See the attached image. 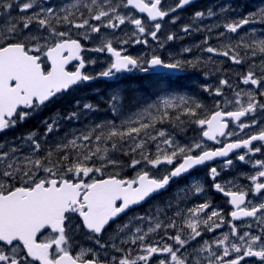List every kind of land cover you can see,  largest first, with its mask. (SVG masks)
<instances>
[{"label":"snow or ice","instance_id":"obj_1","mask_svg":"<svg viewBox=\"0 0 264 264\" xmlns=\"http://www.w3.org/2000/svg\"><path fill=\"white\" fill-rule=\"evenodd\" d=\"M191 2L178 0L175 6L164 9L160 7L162 0H75L56 6L51 0L0 2V17L5 18L3 27H0V132L27 118L30 113L24 109L35 111L70 87L95 78L81 71L85 68L81 57L83 49L79 40L72 38L73 30L83 29L82 35L86 39L93 33L99 34L94 51L107 52L114 57L107 70L99 73L100 77L107 78L132 69L144 73L150 69L176 72L184 64L193 63L180 59L165 60L156 54L144 59L122 55L109 38L127 21L134 25L131 33L136 37L134 43L147 45L149 36L159 43L157 34L162 24L157 21ZM124 7L146 14L147 19L155 23L151 28L146 27L142 18L122 13ZM13 8L19 15L9 19ZM215 15L211 8L206 13L196 12L194 22ZM176 19L173 17L172 22L175 23ZM246 25L264 28V9L217 21L215 27L223 29L216 33L217 39L223 38L225 33L232 35L222 42L221 47L211 46L208 44L211 37H206V46L202 49L212 55L227 57L234 64L248 66L239 79L241 84L251 88L234 89L232 99L225 97L221 88H216L213 94L224 97L215 102L216 110L207 118L192 121L201 129L206 126L202 138L222 144V147L207 148L203 140L180 145L163 129L156 130L155 134L149 131L166 118L174 117L179 121L180 115L197 117V110L202 107L184 96H164L159 103L119 124L105 122L81 130L71 139L55 143L53 148L42 150L36 134L30 133L24 139L30 145L31 154L18 155L23 151L19 145L0 151V264H241L242 261L247 264L248 257L258 258L264 264V159L246 160V156H255L264 149V31L251 28L241 33ZM205 27L208 32L213 31L212 27ZM102 29L111 30V33L106 34ZM193 30L198 31L199 27L189 24L181 29L184 33ZM176 38L172 33L166 37L168 41ZM128 42L127 38L120 40L121 44ZM183 51L189 53L192 49ZM207 59L210 60L211 56ZM74 60L80 62L78 69L66 70ZM45 61L50 65L48 70L43 67ZM220 84L232 87L227 79H221ZM157 87L167 91L168 84L161 81ZM109 102L113 113L124 115L121 112V92L110 96ZM232 104L236 106L235 110H224ZM80 109L99 110L92 103H85ZM169 110L173 111L170 113ZM153 111L156 115H152ZM177 112L180 115H176ZM78 116L79 112L73 111L65 119L76 120ZM247 116L251 119L241 122ZM229 121L234 122L238 131L226 133ZM257 124L260 127L256 131L231 141L233 135H239L247 128H256ZM58 129L57 120L46 121L43 135L48 136ZM221 137L228 142H222ZM237 149L246 151L236 158L256 169L247 177L252 188L245 186L233 191L221 183H214L215 190L230 197L234 210L229 213L227 231L211 241L204 240L199 247L192 243L203 235L201 225L208 232H216L225 226V217L219 209L208 212L211 207L208 202L187 208L175 207L170 213L157 207L147 216L129 217L125 222H119L130 208L166 190L174 179L215 158L228 157ZM110 152L131 155L129 166L140 165L142 170L132 179L119 174L96 178L105 177V169L109 166L120 164L118 159L109 155ZM224 163L231 165L232 160ZM162 165L175 166L168 167L163 175L151 173L150 169H159ZM209 171L215 181L219 175L217 168L211 167ZM226 183L232 184L231 181ZM190 189L193 195L204 191L196 184L190 185ZM249 191L259 199L249 198ZM165 207L173 205L168 202ZM203 213L207 216L203 217ZM160 214L166 219H161ZM177 217L182 218L181 222L178 223ZM77 219L79 223H75ZM235 221L244 223L237 225ZM109 226L116 236L121 237L119 244L128 246L101 241ZM46 229L51 235L38 239ZM80 229L100 248L107 250L111 247L120 255L102 259L92 248H81L74 253L71 240ZM170 229L174 231L169 233ZM154 233L163 235L160 239L155 236L149 239Z\"/></svg>","mask_w":264,"mask_h":264},{"label":"rangeland","instance_id":"obj_2","mask_svg":"<svg viewBox=\"0 0 264 264\" xmlns=\"http://www.w3.org/2000/svg\"><path fill=\"white\" fill-rule=\"evenodd\" d=\"M51 2L56 6V5H66L68 3L75 2V1L74 0H51ZM211 2H212V0L210 1V3ZM230 6H231V4L228 3L226 8H220V9H224V11H226V13L233 14L234 11H230ZM260 9H264V5L263 6H259L257 11H259ZM251 28H257L258 31H264V29H261L262 27H260L259 25H252V26L250 25L248 27L242 28L241 33L245 32L246 29H251ZM133 29H132V31H133ZM205 38H206L205 36L204 37L197 36L195 38V42H193V43H194V46H196V49H197L196 53L197 54L194 55L193 60L191 59V61L193 62V63H190L191 66H188L187 68H191V67L192 68H196V65L200 66L199 59H201L203 56L201 54H199L200 51H201L199 46L201 45L200 44L201 42H204ZM154 44H152L151 49H154L155 51H160V48H159L160 46L158 44H156V43H154ZM97 45H98V43H97ZM128 46H129L130 49H132V48H134L136 46L137 54H139V56L142 59L147 58L150 55L149 50H147V47H143V48L140 47V49H139L137 47V45H135V44H130ZM188 46L190 47L189 44H188ZM180 55H181V53H180ZM98 61H100V60H98ZM98 61H93V63H97ZM101 62H103V65H104V63L106 61L102 60ZM102 67H104V66H102ZM208 68L210 70V73L207 75V77H208V79L210 81L209 88L211 89L212 95H214L213 92H214V90L216 88H221L223 93H224V96L228 97L229 99H232L233 98V90L234 89H247V88H251L252 87L250 85L245 86V85L241 84L240 83V79H239L240 75L245 73L248 70L247 64L237 65V64L232 63L227 57L221 56V58H216L214 56H211V59L209 60ZM211 72L214 75L211 74ZM221 79H227L229 84L232 85V87L229 88V87H226L224 85H221L220 84V80ZM155 81H156L155 85H153V83H151V82L150 83H145L146 84V91H144L140 95L143 96V101L142 102H146V103L148 102V104H145V103L142 104L143 106L136 113L143 112L150 105H154L156 103H159L161 98L164 97V96H177V93L175 91H170V90L169 91H163V90L159 89L157 87V85L161 82V80H155ZM155 86H156V88H155ZM158 91H161V94L157 93ZM189 96H191V95H189ZM136 98H137V95H134L132 97V99H130V104L134 103ZM185 98H187V97H185ZM223 98L224 97H218V96L214 95V97L212 98V100L210 102L211 109L213 111H215V109H216L215 102L217 100H223ZM235 108H236V106L234 104H232V105H229V107L226 108L225 111L235 110ZM136 113L133 116H135ZM202 113H198L196 118H206V114L204 115V113L203 114ZM36 114H37V111H33L32 113H30V115L27 116V118L31 117V116H35ZM152 115H154L153 112H152ZM259 116H260V113L257 112V117H259ZM190 118L191 117H188L189 121H191ZM250 119H251V116H249L248 120H250ZM23 121H18L19 124L16 123L15 126H14V130L18 131V134H19L20 130L23 128V123H22ZM57 121H59V129H61V126H63V125L66 128H69L68 123L64 122L63 120H57ZM105 122H108V121H105ZM110 122H112V121H110ZM115 123L118 124V122H115ZM102 124H104V122H102V120H101L99 125H102ZM180 124H182V123H180ZM180 124L178 125L177 131L175 133L171 134L172 137H175V135H176V133L178 131L184 133L185 131H190V130L194 129V131H197L196 135H194V137H197L198 139L190 140V138H189V139L184 140V141L183 140H181V141L179 140L177 143H179L180 145H188V144L192 143L193 141H201V140H203L204 146L208 147L206 142L204 141V139L201 137L202 136V131H204L205 128L204 129L200 128V130H201V132H200V130H198L199 128L197 126H195L196 127L195 128L193 126H191V127L190 126H186V125H188L186 123H183V125H180ZM259 127H260V124H257L256 128H253V130L256 131ZM11 128H13V127H11ZM69 129H70V131H69L70 133L69 134H66V131H64L62 133H59L57 131V132H54V133H52V134H50L48 136H44L43 135L45 133V131L44 132H40V133H36L35 132V134H36V138H38L40 140L42 147H43V145H47L48 147H46V148H53V145L55 143L62 142L65 138L71 139L72 135H78L80 133V131H78L79 127L69 128ZM72 129H74V130H72ZM248 129L249 128L245 129L244 131H246ZM163 130H165L166 135L169 133L168 129H163ZM73 131H78V133L77 134H72L71 132H73ZM149 131H152L153 134H155V131H153L152 129H149ZM232 131H238V129H236L235 126H233ZM254 131H251V132H254ZM18 136L19 135H16V137L14 136L15 139L13 141H15L16 138H18ZM26 136L27 135H25V137ZM238 136L239 135H233L231 137V139H235ZM20 137H21V141H22L23 145H26V146H22L24 151L25 152L28 151V152L31 153L32 150L30 148L29 143H27L26 140L24 139L25 137H22V135H20ZM7 141H10V137H9V139H7ZM222 142H226L225 138L222 140ZM26 149H27V151H26ZM111 154H112V152L109 153L110 156H111ZM249 159H252V158L248 157L246 160H249ZM177 163H179V160H177ZM249 164L250 163H245V162H239L238 164L234 163V165L238 166L240 169H236V168H232V167H226V166L220 167V169H218L217 172H221V175L224 176L223 178L227 182L228 181L232 182V184L224 183L222 185L225 186V185L228 184L229 187H227V188L230 189V190L232 189L233 191L239 190L240 188H243L245 186L248 189H251L252 188V184H251V181L249 179H247V177L250 176L251 174H253L255 171H251L252 167H251V164H250V166H249ZM173 166H175V165H173ZM168 167H171V166L162 165L159 169H150V171H151V173L153 175H157V176L158 175H163L165 170ZM131 169L133 170V167H131ZM233 169L235 170V173H232ZM140 170H142V167L140 165H138L137 167H135V169L132 172L135 173V175H137L138 171H140ZM223 172H225V175H223ZM192 184H196V186L202 187L204 189V191L202 193H200V194L193 195L192 190L190 189V185H192ZM177 188L179 190V193L177 192L176 196L172 195L173 193L176 192V189H174L173 192L171 193V195H169L168 197L164 198L163 200H158V201L154 202L152 205H148L144 209V213L143 214H141V215L138 214L136 216H147L150 213H154L155 209L157 207L165 208V212L170 213V212L175 210V207L187 208L188 206H196L199 203L208 202L211 205V207L208 209V212H211L213 209H219L221 211V213L225 217V226L223 228L217 229L216 232H208L206 229L203 228V225H201L200 230L203 232V235L201 237L197 238V241H193L192 243L199 247L200 246V242H202L204 240L211 241L214 237H216L220 233H222L224 231H227L228 221L230 220L229 213H230V211L234 210L233 208L228 207L227 204H226L227 206L224 205L223 202L222 203L221 202H215L214 200H211V202H210L211 196H206V193H208V192L205 189V185L201 184L198 178L196 180H191L186 185L178 186ZM189 190H191V192H189ZM249 192H250V194L252 196L251 191H249ZM218 193L222 194L221 192H218ZM183 197H186V199H182ZM251 199H253L255 201V200H258L259 197H253L252 196ZM168 202H171L173 207L166 208L165 205ZM202 216L206 217L207 213H203ZM160 218L161 219H166V216L164 214H160ZM181 220H182L181 217H177L178 223L181 222ZM250 222L255 223L254 221H251V220H250ZM133 223H138V222L134 221ZM234 223L237 224V225H241L244 222L242 221V223L241 222H234ZM144 227H147V224H145ZM161 234L162 233L150 234L149 239H151L153 236H155V238H157V239H160L161 238V236H160ZM121 236H123V234H121ZM120 238L118 239V241H115V243L117 245L121 246V247L128 246V245H120L119 244ZM167 242L171 243V241H167ZM98 249H100V247H98ZM189 250L191 251L192 249L190 248ZM246 260H247V264H261L259 259L255 258V257H248V258H246ZM241 264H245V262L242 261Z\"/></svg>","mask_w":264,"mask_h":264},{"label":"flooded vegetation","instance_id":"obj_3","mask_svg":"<svg viewBox=\"0 0 264 264\" xmlns=\"http://www.w3.org/2000/svg\"><path fill=\"white\" fill-rule=\"evenodd\" d=\"M209 1L210 0H199L198 2H196L193 5L189 6L188 8H185V9L180 10V11L176 10V11L170 13V15H169L170 17L168 19H166V20H168L171 23V25L169 27L171 28V33L176 35L177 38L174 39V40L177 43L184 42L183 41L184 37H186V36H188V34L192 33V31H190L189 33H184L182 31V33L185 34V36L182 37L180 32H179V30H181L182 27L185 26V25L192 24L194 28L198 26L199 27L198 31H200V32H203L205 30L207 31V37H211L210 39H208V44H210L213 47H221L222 46V42H226L227 41L226 36L228 37L229 35H226V36H224L223 38H220V39L216 38V33L220 32V31H223L222 28L215 27L217 21H221L222 22L223 18H228V19L239 18V17H241L242 14L256 13L257 12L256 7H255V9H252V8H253V6H255V4H256V2H258V0H233V2H234V13H233V15L231 13H226V11H224V10L221 11V9H219L220 5L218 3L215 6V8H213L214 5L208 7ZM0 2H3V0H0ZM113 2H119V0H113ZM177 3H178V0H172L171 5L175 6ZM160 7L162 9L163 8H168L167 4H166V0H162V4H161ZM210 8L216 13L215 16H213L211 18L196 19L195 22H194V13L201 12V11L206 13L207 10L210 9ZM122 13H129V14H132V15L136 16L137 18H142L145 21V26L146 27L150 26L152 24V22H150L147 19L146 15H139L137 13V11L132 10V9H130L128 7L122 8ZM171 14H172V16H171ZM18 15H19V13L16 11L15 8H13V10L11 12V17H9V19L14 18V17H16ZM173 17L177 18L175 20V23L172 22V18ZM4 21H5V18L4 17H0V27H3ZM12 22H14V20ZM127 24L128 23L126 21L125 25H121L120 27L127 26ZM205 26L212 27L213 31L211 33L208 32V30H207V28ZM102 32L107 34V33H111V30L102 29ZM117 34L118 33L115 32V33L111 34L109 36V38L113 39ZM164 37H166V36H164ZM117 38H119V39H117ZM122 38H124V36H121V35L117 36L113 46L117 50H120L122 52V55H131L134 58H140L139 54H137L136 46L134 48H132V49H130L129 46H128L130 44H135L134 43V39L136 37H133V36L130 37L128 39L129 42L127 44H121L120 43V40ZM200 44L201 45L199 47H200L201 51H200L199 54H201L203 57L201 59H199V64L203 65L208 60L207 59L208 58V53L202 51V49L206 46L204 44V42H201ZM94 48L92 46L91 47H88V45L86 46L87 52L85 53V58L87 59V61L89 63L88 64L89 65V69L87 70V74H89V71L91 70V68H93V63H92L93 55L100 54V56H102L101 54H104L102 57L103 58L105 57V59H106V62H105V67L106 68H96V69H94L93 74L92 73L89 74V75L95 77L92 80L93 83L100 84L101 82H103V79H105V77H100L99 73L102 72V71L107 70V68L113 62V57L111 56V54H109L107 52L104 53V52H96L95 51V53H92V52H94ZM186 48H189V46H187ZM190 49H192V51L189 52V53L181 51V55H180V53L178 54V52L175 51V50L172 51L171 53H167V52L164 51L163 53L156 54V55L161 56V58L165 59V60L180 59L182 61H191V59L193 60V58H194V57H191V56L197 54L196 53L197 49H196V46H193ZM43 64L46 65L47 62L45 61ZM187 65H189V63L184 64V66L182 68H184L186 70ZM77 67H78L77 65L72 66L71 67V71L72 70L75 71L77 69ZM139 72H142V71H140L138 69H132L131 72H129V74L127 73V75H125V77L138 76ZM133 73H135V74H133ZM8 132H9V130H4L3 132H0V151H3L5 148L9 147V145H10V141H8V143H6L7 139L4 138V135L6 133H8ZM17 154L18 155H26V154H21V153H17ZM76 221H79V220L77 219ZM76 221H75V223H76ZM49 235H51V233H48L45 236L42 235L39 239H44L46 236H49ZM73 252L75 253V251H73Z\"/></svg>","mask_w":264,"mask_h":264},{"label":"trees","instance_id":"obj_4","mask_svg":"<svg viewBox=\"0 0 264 264\" xmlns=\"http://www.w3.org/2000/svg\"><path fill=\"white\" fill-rule=\"evenodd\" d=\"M80 95H70L67 98L58 101L56 103H54L51 108L53 109V112L55 114H58L59 116L62 117H66L68 115H70L73 111L78 112V110L80 109V107L78 106V100L80 99ZM83 97V96H82ZM183 116V115H182ZM33 123V122H32ZM161 124H165V121L160 122ZM31 128L33 127V125H31ZM35 130L39 127H33ZM122 160L124 161L125 164L129 165L132 159L131 155H123L122 153H118Z\"/></svg>","mask_w":264,"mask_h":264},{"label":"water","instance_id":"obj_5","mask_svg":"<svg viewBox=\"0 0 264 264\" xmlns=\"http://www.w3.org/2000/svg\"><path fill=\"white\" fill-rule=\"evenodd\" d=\"M74 62H76V60L70 62L68 65H70L71 63H74ZM68 65H67V66H68ZM67 66H66V68H67ZM82 70H83V69H82ZM82 70H81V71H82ZM74 86H75V85H74ZM72 87H73V86H72ZM72 87H70V88H72ZM70 88H69V89H70ZM69 89H68V90H69ZM237 150H238V149H237ZM237 150H234L233 152H235V151H237ZM233 152H232V153H233ZM232 153H231V154H232ZM231 154H230V155H231ZM230 155H229V156H230ZM229 156H228V157H229ZM228 157H218V158H215V159L212 160V161L207 162L206 164L213 163V162H215V161H217V160H219V159H220V160H223V159H226V158H228ZM204 165H205V164H204ZM196 168H197V167H196ZM194 169H195V168H194ZM183 176H184V175H183ZM181 177H182V176H181ZM166 190H167V189H166ZM162 191H163V190H162ZM160 192H161V191H160ZM160 192H158V193H160ZM155 194H157V193H155ZM155 194H153V195H155ZM153 195H152V196H153ZM152 196H151V197H152ZM149 198H150V197H149ZM149 198H148V199H149ZM148 199H146L144 202H142V203L139 204V205L133 206L132 208H135V207H137V206H140V205L144 204ZM132 208H130V209H132ZM130 209H129V210H130ZM129 210H128V211H129Z\"/></svg>","mask_w":264,"mask_h":264},{"label":"bare ground","instance_id":"obj_6","mask_svg":"<svg viewBox=\"0 0 264 264\" xmlns=\"http://www.w3.org/2000/svg\"><path fill=\"white\" fill-rule=\"evenodd\" d=\"M226 66V65H225ZM150 88V87H149Z\"/></svg>","mask_w":264,"mask_h":264}]
</instances>
